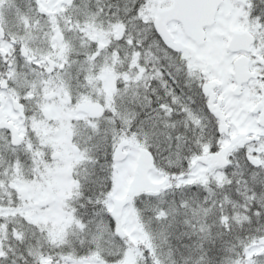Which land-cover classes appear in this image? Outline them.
I'll return each instance as SVG.
<instances>
[{
	"label": "snow or ice",
	"instance_id": "obj_1",
	"mask_svg": "<svg viewBox=\"0 0 264 264\" xmlns=\"http://www.w3.org/2000/svg\"><path fill=\"white\" fill-rule=\"evenodd\" d=\"M0 264H264V0H0Z\"/></svg>",
	"mask_w": 264,
	"mask_h": 264
},
{
	"label": "trees",
	"instance_id": "obj_2",
	"mask_svg": "<svg viewBox=\"0 0 264 264\" xmlns=\"http://www.w3.org/2000/svg\"><path fill=\"white\" fill-rule=\"evenodd\" d=\"M20 2H21V5H23V0H20ZM6 15H9V18H10V12L6 11Z\"/></svg>",
	"mask_w": 264,
	"mask_h": 264
}]
</instances>
